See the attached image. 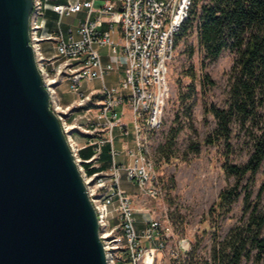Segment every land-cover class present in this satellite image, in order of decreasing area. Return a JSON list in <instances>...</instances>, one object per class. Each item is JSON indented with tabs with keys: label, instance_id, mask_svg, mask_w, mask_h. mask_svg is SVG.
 <instances>
[{
	"label": "built area",
	"instance_id": "built-area-1",
	"mask_svg": "<svg viewBox=\"0 0 264 264\" xmlns=\"http://www.w3.org/2000/svg\"><path fill=\"white\" fill-rule=\"evenodd\" d=\"M191 4L192 0H32L28 43L49 108L96 213L105 264H182L191 249L190 238L174 233L165 212L154 215V209L143 204L147 217L139 225L138 208L122 185H135L142 201L159 202L168 195L151 141L163 123L168 63ZM49 11L54 19L47 16ZM77 13L82 16L75 24L61 27L63 17ZM43 42L50 43L47 54ZM116 65L122 66V77L118 84H109L106 78ZM94 81L98 86L89 85ZM62 82L74 95L67 103L57 93ZM88 149L84 159L80 153Z\"/></svg>",
	"mask_w": 264,
	"mask_h": 264
},
{
	"label": "water",
	"instance_id": "water-1",
	"mask_svg": "<svg viewBox=\"0 0 264 264\" xmlns=\"http://www.w3.org/2000/svg\"><path fill=\"white\" fill-rule=\"evenodd\" d=\"M32 0H0V264H105L96 213L28 43Z\"/></svg>",
	"mask_w": 264,
	"mask_h": 264
},
{
	"label": "rangeland",
	"instance_id": "rangeland-1",
	"mask_svg": "<svg viewBox=\"0 0 264 264\" xmlns=\"http://www.w3.org/2000/svg\"><path fill=\"white\" fill-rule=\"evenodd\" d=\"M81 16L82 13H77L63 17L61 27L75 24ZM48 25L54 27L53 21L49 19ZM188 25L192 27L188 26L186 32L176 39L173 57L168 63L169 97L164 107L163 123L151 141L157 173L163 178L165 188L168 187V195L159 202L142 201L136 195L135 185L126 182L122 185L132 195L134 206L138 208L135 216L139 223H143L147 217L142 210L143 206H150L154 209V215L166 213L173 224L174 233H182L190 238L191 249L182 264H218L211 259L212 246L223 240L232 227L245 221L242 201L245 190L250 191L251 199L254 200L263 187L259 206L264 210L263 160L252 177L246 175L240 182L239 196L229 212L209 213L219 192L235 182L233 176L225 175L223 163L244 164L253 151L254 136L264 129V96L255 118L241 122L233 117L228 124L226 140L220 137L213 144L206 143L204 140L207 136H212L217 121L210 113L205 112V108L210 104L218 108L229 106L231 67L237 52L235 49L225 48L216 58H206L197 41L196 22ZM49 44L42 43L45 54L48 53ZM100 50L106 52L105 48ZM120 73L116 66L111 75L112 84L119 83ZM110 80L108 78L106 82L109 83ZM98 84L94 81L89 85ZM57 93L62 103L74 98V95L67 92L66 82L60 83ZM173 128L178 131L168 146L167 139ZM80 154L85 157L82 151ZM85 167H89V164ZM148 244L146 241L142 242V245ZM250 263V260L241 261V264Z\"/></svg>",
	"mask_w": 264,
	"mask_h": 264
},
{
	"label": "trees",
	"instance_id": "trees-1",
	"mask_svg": "<svg viewBox=\"0 0 264 264\" xmlns=\"http://www.w3.org/2000/svg\"><path fill=\"white\" fill-rule=\"evenodd\" d=\"M194 21L197 41L206 58H216L225 48L235 49L237 52L231 67L229 106L218 108L210 104L205 108V112L210 113L217 121L213 137L207 136L204 140L213 144L220 137L223 140L228 138V124L233 117L241 122L255 118L263 100L264 0H192L189 17L176 39L186 32L188 26L192 27L188 23ZM177 131L176 128L170 129L168 146ZM254 137L253 151L244 164L223 163L225 175L233 176L235 182L219 192L217 201L209 210L210 214L229 212L239 196L240 182L246 175L252 177L258 171L264 160V129ZM89 153V149L82 151L85 156L82 157L88 158ZM101 159L106 165V148L102 150ZM262 190L263 187L254 200L251 199L250 191L245 190L242 198L245 221L232 227L223 240L212 246L210 256L214 262L241 264L242 260H250V264H264V210L259 206Z\"/></svg>",
	"mask_w": 264,
	"mask_h": 264
},
{
	"label": "crops",
	"instance_id": "crops-1",
	"mask_svg": "<svg viewBox=\"0 0 264 264\" xmlns=\"http://www.w3.org/2000/svg\"><path fill=\"white\" fill-rule=\"evenodd\" d=\"M47 16L50 17V19H52V18L54 17V14H53L52 12L49 11V12L47 13ZM77 21H78V20H77ZM101 52H102V51H101ZM104 59L106 60V58H104ZM116 66L119 67V69H120V71H121L120 74H121V77H122V66H121V65H116ZM112 74H113V73H112ZM112 74H110V75L106 78V79H108V78L111 79L110 82H109V84H112V78H111V77H112V76H111ZM145 219H146V218H145ZM138 223H139V222H138ZM141 224H142V223H139V225H141Z\"/></svg>",
	"mask_w": 264,
	"mask_h": 264
}]
</instances>
